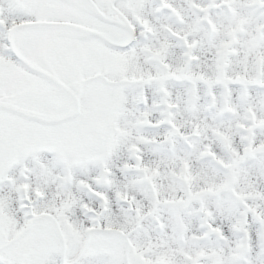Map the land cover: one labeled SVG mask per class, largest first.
Segmentation results:
<instances>
[{
	"label": "snow or ice",
	"instance_id": "1",
	"mask_svg": "<svg viewBox=\"0 0 264 264\" xmlns=\"http://www.w3.org/2000/svg\"><path fill=\"white\" fill-rule=\"evenodd\" d=\"M184 4L198 23L179 0H0V264H264V56L233 62L264 20L212 35L216 7L264 0Z\"/></svg>",
	"mask_w": 264,
	"mask_h": 264
},
{
	"label": "rangeland",
	"instance_id": "2",
	"mask_svg": "<svg viewBox=\"0 0 264 264\" xmlns=\"http://www.w3.org/2000/svg\"><path fill=\"white\" fill-rule=\"evenodd\" d=\"M203 2L207 3V0H203ZM179 3L183 5L185 9H187L186 15L192 18L195 22L198 23V16L195 9L189 7V5L184 4V0H179ZM157 4L155 2L151 3L148 10L156 17L159 18L160 23H172L174 21H170L167 19V13L156 11ZM214 15L217 16L218 19L226 22L227 27L222 28V30H217L212 33L213 36L221 37L220 44L223 46L224 40L222 37L229 36L232 34V25L234 23H239L240 21H244L247 25L248 21H251L250 27L252 29L255 28V22L257 20H264V8L259 7H249L247 4H239L236 7L235 11H229L228 9H224L221 7H216L214 10ZM208 34L206 32L201 33V38L206 37ZM234 40L236 44L237 51H234L233 54V62L237 61L240 58H243L245 62H247L250 58L256 59L257 61L264 56V47H262L260 41L254 38V35L248 30V27H245L241 31L240 39ZM175 43V42H174ZM181 49L177 47L175 49V57H179L181 53ZM173 95H178L182 99H187L188 90L191 89L193 99L196 98L197 88L195 82L192 83H184L178 81H172L170 84ZM217 95L222 96L228 93V88L226 84H221L220 87L216 89ZM256 90L253 89V94L255 95ZM239 89L236 85H233V89L230 95L235 98L239 95ZM153 99L149 101V103L159 104L160 96L156 92L151 93ZM246 95V93H245ZM199 105L200 111L202 115L209 116L208 112L209 107V94L205 90V86L201 85L199 88ZM213 105H215V101H213ZM182 109H184L185 113L190 109L191 106L182 105ZM222 111V110H221ZM161 116V112L158 108L154 109L153 117L156 120H159ZM144 135H153L157 132L163 133V128H144L141 130ZM185 148L183 142H179L176 145L177 151H180ZM154 149H156L155 145H149L145 149L146 159L148 160H159L162 158H167L170 156L167 148L159 149L154 154ZM117 164H120L121 161L117 160ZM199 167V164H197Z\"/></svg>",
	"mask_w": 264,
	"mask_h": 264
}]
</instances>
